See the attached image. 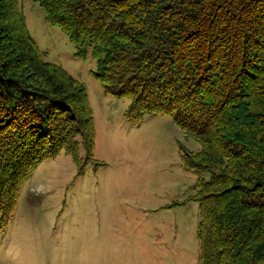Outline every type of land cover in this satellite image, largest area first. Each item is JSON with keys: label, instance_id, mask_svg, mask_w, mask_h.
<instances>
[{"label": "trees", "instance_id": "1", "mask_svg": "<svg viewBox=\"0 0 264 264\" xmlns=\"http://www.w3.org/2000/svg\"><path fill=\"white\" fill-rule=\"evenodd\" d=\"M32 1L131 101L127 120L170 116L201 144L182 149L200 264H264V0ZM95 138L84 84L44 59L18 0H0V231L41 163L66 151L82 172Z\"/></svg>", "mask_w": 264, "mask_h": 264}, {"label": "rangeland", "instance_id": "2", "mask_svg": "<svg viewBox=\"0 0 264 264\" xmlns=\"http://www.w3.org/2000/svg\"><path fill=\"white\" fill-rule=\"evenodd\" d=\"M18 2L44 59L86 87L96 138L82 172L62 151L24 183L0 231V264H200L198 176L184 167L182 149L198 152L201 144L170 116L127 120L131 101L104 91L97 61L77 57L39 3Z\"/></svg>", "mask_w": 264, "mask_h": 264}]
</instances>
